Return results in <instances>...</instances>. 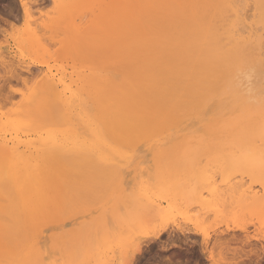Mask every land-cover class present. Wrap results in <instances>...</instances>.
I'll use <instances>...</instances> for the list:
<instances>
[{
  "label": "bare ground",
  "instance_id": "obj_1",
  "mask_svg": "<svg viewBox=\"0 0 264 264\" xmlns=\"http://www.w3.org/2000/svg\"><path fill=\"white\" fill-rule=\"evenodd\" d=\"M144 2L145 8L138 3L135 12L117 14L113 22L121 20L113 23L110 35L101 36L110 38L111 42L103 39L106 44H112L111 70L85 78L76 89L66 86L59 90L55 79L49 78L47 88L24 99L25 114L39 118L31 127L38 139L24 142L22 151L8 150L0 162L6 169L3 173L7 171V184L17 179L23 185L38 181L35 195L26 194L15 207L21 214L22 231L27 219L36 225V239L30 250L23 242L22 246L18 244L19 253L8 246L7 237L0 239V243L6 241L8 246V255H1L0 264H34L37 259L42 264H94L102 254L101 247L107 248L109 244L103 233L106 227L123 239L138 224L143 225L141 214L148 219L162 215V203L154 200L148 190L141 189L139 182L130 185L126 181L125 176L131 170L125 167L124 156L119 158L118 168L106 167L120 150L136 151L142 147L168 151L175 145L187 144L194 150L223 145L232 150L242 145V158L257 150H263L259 152L264 156V0ZM20 4L24 6L23 1ZM247 6L252 10L251 15L243 13ZM249 59L254 60L253 66L245 68ZM78 150L95 158L116 179L110 180V186L102 194L106 208L101 214L91 215L85 228L86 223L82 224L83 230L75 244L68 250L65 248L59 263L52 246L60 228L56 220L47 228L45 223L56 219L58 186L64 183L62 178L71 168L67 160L72 157L69 161H73ZM253 154L251 157L256 156ZM137 164H133L134 169L139 170ZM13 166L17 168L8 172ZM189 167L158 168L152 176H160L156 184L161 195L157 196L156 192L155 195L160 198L164 195L171 214L175 208L185 214L189 207L199 208L195 220L199 224L201 216L203 219L220 204L221 194L212 192L210 200L203 199L196 185L190 183L198 181L200 171ZM251 171L252 168L247 172ZM106 218H110L108 223ZM148 219L150 228L151 224L165 222V218L163 221L155 218L156 224ZM156 231L151 238L157 239L164 230ZM206 237L204 231L202 238ZM47 248L51 252L46 253ZM136 250L140 252L139 247ZM107 260L104 264H110ZM100 261L103 260L98 264Z\"/></svg>",
  "mask_w": 264,
  "mask_h": 264
},
{
  "label": "rangeland",
  "instance_id": "obj_2",
  "mask_svg": "<svg viewBox=\"0 0 264 264\" xmlns=\"http://www.w3.org/2000/svg\"><path fill=\"white\" fill-rule=\"evenodd\" d=\"M21 1L24 6H21ZM138 3L140 6L143 4L145 8L144 0H0V161L8 150L22 151L24 142L38 139L37 132L31 127L39 118L25 114L23 102L39 89L47 88V79H55L59 90L67 88L66 86L76 89L83 85L85 78L98 76L112 69V44L108 43L111 42L108 41L109 37L105 39L103 36L108 41L106 44L101 36L107 33V36L110 35L113 23L121 20L119 18L120 20L113 22L114 18L121 13L135 12ZM243 13L251 15L250 6L245 7ZM104 43L108 46L104 47ZM194 45L195 43L190 47L193 48ZM251 60L246 62L245 68L253 66L254 60ZM58 78L60 80H57ZM59 81L64 85L59 84ZM190 147L187 144L175 145L168 151L161 148L143 150L142 147L136 151L120 150L112 162L106 164V167L114 165L118 168L121 164L119 158L124 156L127 165L125 167L131 170L125 176L126 181L130 185L139 182L141 189L148 190L147 193L154 200L162 203V218L159 215L155 218H165V222H153L156 220L153 215L152 219H149L157 225L151 224L150 228L147 223L148 216L145 217L140 212L138 217L141 214L139 218L142 219L143 225L138 224L137 228L123 239L115 236L112 229L106 227L103 233L105 238L109 239V244L107 248L101 247L102 254L98 255V261L94 264H98L101 259L103 261L99 264H104L108 258L110 264H264L263 150H257L256 156L251 157L253 153H250L246 155L247 158H242L240 147L232 150L226 145L203 150ZM78 151H81L83 158L76 152L73 161H69L72 157L67 160L66 164H72L71 168L68 167L62 178L65 185L62 182L63 184L58 186L59 205L55 213L56 219L51 218L45 223L47 228L54 225L52 222L56 220L57 228H60L59 235L55 238L56 243L53 242L52 246L53 256L58 262L66 250L75 244L83 230L82 224L86 223L85 228L91 215L96 212L101 214L106 208L104 191L110 186V180L116 177L114 173L108 172L111 173L110 176L106 168L95 158H89L85 151ZM258 153L260 154L257 155ZM135 163L139 170L134 169ZM171 165L180 170L190 166L191 169L200 171L197 180L202 182L190 183L196 185L203 199L210 200L211 193L216 191L222 195L218 201L220 204L203 219L201 216L199 224L195 222L199 208L189 207L186 213L188 215L175 208L176 211L173 209L171 214L168 210L169 202L164 195L157 197L161 195L156 184L159 183L160 176L154 178L152 174L158 168L167 169ZM16 168L13 166L8 172ZM251 168L253 172H249L252 174L249 176L247 171ZM133 169L135 171H132ZM5 170L0 162V239L7 237L6 240L11 241L7 240L8 246L13 252L16 248L19 253L23 243V246L30 250V245L36 239V225L33 226L27 219L22 231L19 221L21 214L15 207L26 194L35 195L38 181L35 179L28 185H23L17 183V179L7 184V171L6 175L3 173ZM240 173L243 175L239 176ZM68 182L71 183L70 186ZM230 186L234 189L230 190ZM154 189L155 191H152ZM6 206L9 208H5ZM106 221L108 223L110 218H106ZM201 225L207 236L205 239L202 238L204 231L201 232ZM155 230H164L157 239L151 238ZM8 246L6 241L0 243V257L8 255ZM44 246L47 247L46 244ZM137 247L140 248L139 253ZM6 251L7 254H4ZM45 252L49 253L51 250L47 248ZM37 260L34 264H42Z\"/></svg>",
  "mask_w": 264,
  "mask_h": 264
}]
</instances>
